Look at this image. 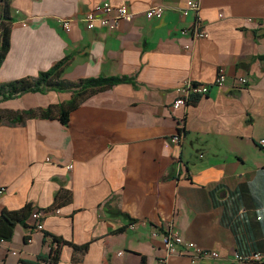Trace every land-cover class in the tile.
<instances>
[{"label":"crops","instance_id":"obj_1","mask_svg":"<svg viewBox=\"0 0 264 264\" xmlns=\"http://www.w3.org/2000/svg\"><path fill=\"white\" fill-rule=\"evenodd\" d=\"M188 1H11L0 83L37 77L63 60L59 80L131 81L91 95L67 126L43 117L0 125V214L33 204L44 224L43 231L32 219V228L18 225L0 244V264L49 255L57 244L47 233L88 245L63 246L56 264H192L167 257L169 229L218 252L198 264H264V0H193L201 8L185 16ZM104 3L127 6L130 17L114 30H88L86 14ZM153 7L164 9L161 19L147 18ZM60 19L71 20V32ZM197 20L207 38L193 37ZM221 68L224 87L214 85ZM187 80L210 90L174 110ZM71 99L65 91L26 93L0 101V114ZM177 133L180 144L172 142ZM61 189L69 199L51 209ZM254 253L262 260L235 258Z\"/></svg>","mask_w":264,"mask_h":264},{"label":"trees","instance_id":"obj_2","mask_svg":"<svg viewBox=\"0 0 264 264\" xmlns=\"http://www.w3.org/2000/svg\"><path fill=\"white\" fill-rule=\"evenodd\" d=\"M12 0H0V67L5 61L10 51V34L13 17L11 15L10 3ZM65 63V60L59 62L54 68L46 72H41L37 77H27L8 83H0V101H7L21 97L26 93H43L49 90L59 92H71L72 99L66 103L50 106L46 110H27L15 112L5 117L0 114V125L6 120L10 124L24 123L28 118L43 117L45 119H59L64 125H68L71 112L77 109L91 95L98 91H103L117 84L130 82L131 79L123 78H88L80 80L77 83L58 79V71ZM69 199L68 191L61 189L56 193L55 203L51 209H56ZM33 204H27L19 210H3L0 214V241H11L14 237L15 228L22 225L26 228H32L28 225L29 220L35 210ZM57 248H51L49 255L41 254L34 261H28L26 264H51L57 263L60 258L61 249L65 245H71L76 252H84L88 245L76 246L69 243L62 237L46 234Z\"/></svg>","mask_w":264,"mask_h":264},{"label":"built area","instance_id":"obj_3","mask_svg":"<svg viewBox=\"0 0 264 264\" xmlns=\"http://www.w3.org/2000/svg\"><path fill=\"white\" fill-rule=\"evenodd\" d=\"M200 3L198 1L189 0L186 7L183 10L185 16L190 14V11L200 10ZM164 15V9L162 7H153L146 12V16L149 19H161ZM100 16V17H99ZM130 17V11L127 6L114 7L109 3H104L97 6L93 11L86 14L85 22L88 30H94L98 27L109 28L114 30L117 28L120 21L128 19ZM60 27L67 33L72 30V22L68 19L58 20ZM192 34L195 39H204L208 37L206 27L201 20H197L192 27ZM227 79V72L224 68H221L218 72L217 78L214 82L215 86L224 87ZM240 85L245 86L248 84L247 77L238 78ZM209 84L199 83L192 80L185 81L179 88L178 97L174 101L172 107L174 110H178L181 107L188 106L202 96L207 95L210 90ZM182 133H177L172 136V142L174 144H180L182 141ZM260 146L264 149V139L260 141ZM71 168V166L69 167ZM3 190H0V194ZM59 213V211L57 210ZM31 219L35 222V228L38 231H43V212L35 210L31 216ZM5 241H0L3 244ZM162 243L164 246L167 257L172 255H184L191 260L192 264H198L204 258H218L219 254L216 251H207L200 248L194 242L186 241L183 236L173 229H169L162 236ZM235 258L242 262L261 261L263 256L261 253H254L250 255L236 254Z\"/></svg>","mask_w":264,"mask_h":264}]
</instances>
